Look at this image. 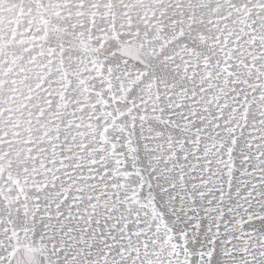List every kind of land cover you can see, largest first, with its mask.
<instances>
[{
    "label": "snow or ice",
    "instance_id": "1",
    "mask_svg": "<svg viewBox=\"0 0 264 264\" xmlns=\"http://www.w3.org/2000/svg\"><path fill=\"white\" fill-rule=\"evenodd\" d=\"M0 264H264V0H0Z\"/></svg>",
    "mask_w": 264,
    "mask_h": 264
}]
</instances>
